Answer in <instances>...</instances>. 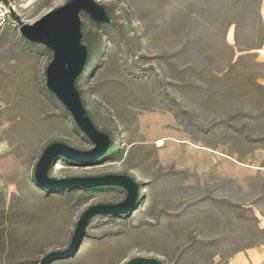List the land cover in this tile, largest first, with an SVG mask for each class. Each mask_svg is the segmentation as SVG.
Instances as JSON below:
<instances>
[{
  "label": "rangeland",
  "instance_id": "rangeland-1",
  "mask_svg": "<svg viewBox=\"0 0 264 264\" xmlns=\"http://www.w3.org/2000/svg\"><path fill=\"white\" fill-rule=\"evenodd\" d=\"M13 1L0 25V264L51 252L66 253L51 264H232L263 249L260 0H94L109 17L102 25L80 13L88 58L76 88L110 147L93 163L58 159L48 177L123 175L137 197L125 214L93 217L72 250L81 215L126 192L35 185L48 145L93 144L46 88L52 52L18 31L70 0Z\"/></svg>",
  "mask_w": 264,
  "mask_h": 264
},
{
  "label": "water",
  "instance_id": "water-1",
  "mask_svg": "<svg viewBox=\"0 0 264 264\" xmlns=\"http://www.w3.org/2000/svg\"><path fill=\"white\" fill-rule=\"evenodd\" d=\"M98 24L109 22L105 9L94 0H70L64 5L47 12L32 24L20 23L19 34L29 43L38 44L52 52V59L45 70V85L71 115L79 131L93 144L86 152L73 149L63 143H52L42 152L34 170L35 185L51 194L60 185L64 188L92 189L96 187H120L126 192V199L114 205L90 207L79 218L72 237L71 250L83 237L89 221L95 216L125 214L133 210L137 197V186L123 175H107L101 178H72L54 180L48 177L50 166L58 159L93 163L103 157L110 147V138L98 130L90 120L82 104L76 80L84 73L88 58L87 47L82 44L80 13ZM69 252V251H68ZM64 252H51L38 264H51L64 257ZM127 264H160L153 259L136 258Z\"/></svg>",
  "mask_w": 264,
  "mask_h": 264
},
{
  "label": "crops",
  "instance_id": "crops-1",
  "mask_svg": "<svg viewBox=\"0 0 264 264\" xmlns=\"http://www.w3.org/2000/svg\"><path fill=\"white\" fill-rule=\"evenodd\" d=\"M260 26L261 31L264 33V0H260ZM264 59V50L260 51ZM264 262V247L263 249H247L245 252L238 254L232 264H260Z\"/></svg>",
  "mask_w": 264,
  "mask_h": 264
},
{
  "label": "built area",
  "instance_id": "built-area-1",
  "mask_svg": "<svg viewBox=\"0 0 264 264\" xmlns=\"http://www.w3.org/2000/svg\"><path fill=\"white\" fill-rule=\"evenodd\" d=\"M13 12H15L13 0L0 2V25L6 23L9 18V14L13 15Z\"/></svg>",
  "mask_w": 264,
  "mask_h": 264
},
{
  "label": "bare ground",
  "instance_id": "bare-ground-1",
  "mask_svg": "<svg viewBox=\"0 0 264 264\" xmlns=\"http://www.w3.org/2000/svg\"><path fill=\"white\" fill-rule=\"evenodd\" d=\"M156 141V140H155ZM155 145L157 148H161L164 146V142L162 139H158L156 142H155ZM200 150H205L206 152H210L211 153V150L209 149H205V148H202ZM213 153V152H212ZM214 154H218L217 152H214Z\"/></svg>",
  "mask_w": 264,
  "mask_h": 264
},
{
  "label": "trees",
  "instance_id": "trees-1",
  "mask_svg": "<svg viewBox=\"0 0 264 264\" xmlns=\"http://www.w3.org/2000/svg\"><path fill=\"white\" fill-rule=\"evenodd\" d=\"M6 0H0V2H5ZM82 42V41H81ZM82 44H83V42H82ZM88 50V49H87ZM85 68H86V66H85ZM84 71H85V69H84ZM75 86H76V82H75ZM77 89V88H76Z\"/></svg>",
  "mask_w": 264,
  "mask_h": 264
}]
</instances>
